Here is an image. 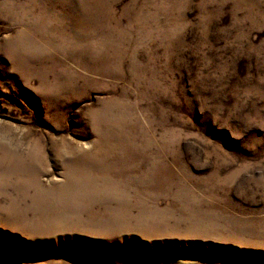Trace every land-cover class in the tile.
<instances>
[{
  "label": "rangeland",
  "instance_id": "1",
  "mask_svg": "<svg viewBox=\"0 0 264 264\" xmlns=\"http://www.w3.org/2000/svg\"><path fill=\"white\" fill-rule=\"evenodd\" d=\"M0 264H264V0H0Z\"/></svg>",
  "mask_w": 264,
  "mask_h": 264
}]
</instances>
